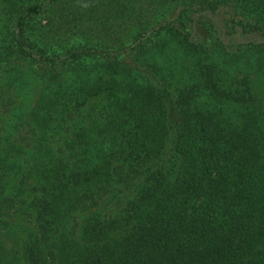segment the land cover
<instances>
[{
    "label": "trees",
    "instance_id": "trees-1",
    "mask_svg": "<svg viewBox=\"0 0 264 264\" xmlns=\"http://www.w3.org/2000/svg\"><path fill=\"white\" fill-rule=\"evenodd\" d=\"M0 264H264V0H0Z\"/></svg>",
    "mask_w": 264,
    "mask_h": 264
}]
</instances>
